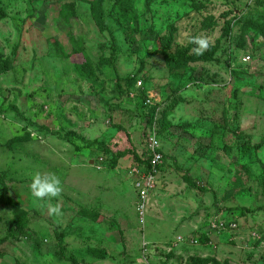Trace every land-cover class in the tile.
<instances>
[{
    "label": "rangeland",
    "instance_id": "1",
    "mask_svg": "<svg viewBox=\"0 0 264 264\" xmlns=\"http://www.w3.org/2000/svg\"><path fill=\"white\" fill-rule=\"evenodd\" d=\"M148 1L106 33L96 0H0V264H264V0ZM139 79L172 107L150 117ZM154 127L143 217L131 170ZM38 172L59 197L32 195Z\"/></svg>",
    "mask_w": 264,
    "mask_h": 264
},
{
    "label": "trees",
    "instance_id": "2",
    "mask_svg": "<svg viewBox=\"0 0 264 264\" xmlns=\"http://www.w3.org/2000/svg\"><path fill=\"white\" fill-rule=\"evenodd\" d=\"M153 1L155 0H149L148 3L150 4V2L152 3ZM97 4H98V8L96 10V17H98V22H99V25H100V28L102 31L108 33V25L106 23V16L107 18H112L113 19V22L114 24L116 25V27L118 29H122V28H125L127 25H129L131 22H133L134 20H136V15H135V12L134 10L132 9V0H96ZM247 24H249L247 22ZM256 25V24H255ZM229 28V24H228V27ZM178 30L177 28L174 27V25L170 26L169 28V37H168V44H172L175 39H176V34H177ZM230 32V29L227 30L226 32V35L228 36ZM184 49L180 48L178 50L179 54H177L175 56L176 59H185V60H192L188 55H187V52H182ZM217 53V50L214 49L212 50L211 52L209 53H203L202 55H197L198 57H194L193 60H194V63H197L198 61H204V63H207V62H210L214 59V56L215 54ZM165 54L168 55V52H165ZM168 57H172L170 55H168ZM180 64L176 63L175 67H179ZM142 82V86L139 87L138 86V83L139 82ZM145 81L143 79H139V80H135V83H134V88L137 87V89L140 91V95H141V98H142V104H141V107L142 109H145L147 111H150L152 112V116L150 117H153L155 118V116L158 114H160V111H162V108L166 111V109L172 107L173 104H169L168 106V103L166 102H162L160 100H158L157 98H153L151 99V90L149 89H146L145 87ZM138 97V96H137ZM178 100L181 99V96H179L178 94L175 96ZM175 97H171L170 98V101L172 99H174ZM175 98V100H177ZM148 100H151L153 105H147V101ZM164 101V100H163ZM167 101V100H166ZM169 101V102H170ZM168 107V108H167ZM164 114V112H163ZM152 118V119H153ZM153 123V122H152ZM161 121H160V126H161ZM161 129V127H160ZM158 130L159 133V138L160 140L162 141V130ZM164 153V152H163ZM136 159L137 156H135ZM165 157V160H164V163L166 161V156L164 155ZM141 162V160H139ZM163 163V165H164ZM145 165L149 167V162L146 161L145 162ZM162 165V166H163ZM145 166V167H146ZM161 166V167H162ZM160 167V169H161Z\"/></svg>",
    "mask_w": 264,
    "mask_h": 264
},
{
    "label": "built area",
    "instance_id": "3",
    "mask_svg": "<svg viewBox=\"0 0 264 264\" xmlns=\"http://www.w3.org/2000/svg\"><path fill=\"white\" fill-rule=\"evenodd\" d=\"M246 62L251 61V57H247ZM138 86H142V82L138 83ZM156 98V95L151 93V99ZM147 105H153L151 100L147 101ZM149 136L146 143V157L149 162L144 169H132L131 174L136 178L135 187L138 190L140 204L137 207L141 216H146L148 210V199L152 192L156 188V176L160 167L163 165L165 157L162 151L161 142L159 139L158 128H151L148 132ZM236 227V226H233Z\"/></svg>",
    "mask_w": 264,
    "mask_h": 264
},
{
    "label": "clouds",
    "instance_id": "4",
    "mask_svg": "<svg viewBox=\"0 0 264 264\" xmlns=\"http://www.w3.org/2000/svg\"><path fill=\"white\" fill-rule=\"evenodd\" d=\"M192 43L197 45L194 51L198 55H202V50L209 48V41L207 38L195 37L192 39ZM152 93L154 94V92ZM30 187L32 195L38 200L57 198L63 192L62 182L56 174H41L38 172L33 176ZM50 210L56 215L61 214L59 206H54Z\"/></svg>",
    "mask_w": 264,
    "mask_h": 264
},
{
    "label": "crops",
    "instance_id": "5",
    "mask_svg": "<svg viewBox=\"0 0 264 264\" xmlns=\"http://www.w3.org/2000/svg\"><path fill=\"white\" fill-rule=\"evenodd\" d=\"M161 141V140H160ZM161 146H162V141H161ZM163 146H162V151H163ZM145 149V148H144ZM145 151H146V149H145ZM164 152V151H163ZM164 155H165V153H164ZM146 156V155H145ZM136 158V157H135ZM137 158H138V156H137ZM146 162V161H145ZM145 162H140L139 161V163L134 167V169H144L143 167H145L146 165H145ZM166 162V161H165ZM165 164V163H164Z\"/></svg>",
    "mask_w": 264,
    "mask_h": 264
}]
</instances>
